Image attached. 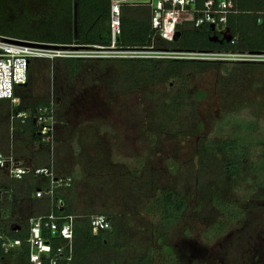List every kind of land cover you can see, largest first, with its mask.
Masks as SVG:
<instances>
[{"label": "rangeland", "instance_id": "rangeland-1", "mask_svg": "<svg viewBox=\"0 0 264 264\" xmlns=\"http://www.w3.org/2000/svg\"><path fill=\"white\" fill-rule=\"evenodd\" d=\"M103 54L108 63L85 61L75 79L57 58L35 60L28 89L58 103L44 162L55 176L71 177L59 193L78 219L103 214L122 233L94 244L84 264H138L148 254L152 264H264V54L215 60L203 73L129 89L117 84L116 52ZM244 124L252 126L241 145L247 152L233 175L219 143L239 137ZM8 136L15 148L18 136L0 123L5 153ZM169 190L187 204L171 224L152 209ZM214 194L240 209L237 220L226 219ZM216 222H225L224 232L207 239Z\"/></svg>", "mask_w": 264, "mask_h": 264}, {"label": "trees", "instance_id": "trees-1", "mask_svg": "<svg viewBox=\"0 0 264 264\" xmlns=\"http://www.w3.org/2000/svg\"><path fill=\"white\" fill-rule=\"evenodd\" d=\"M205 1L197 0L198 6L202 7ZM110 8L111 0H0V34L61 46L78 44L108 47L112 43ZM238 8L239 13L228 15L226 28V32H229L236 40L235 43L227 41L225 33L209 25L195 28L190 23H184L178 28L181 32L178 40L166 41L157 38L155 48L182 52H221L236 49L242 52H264V0H238ZM152 16L153 8L149 5L123 4L121 7L122 32L117 38V47L144 49L150 46L154 34ZM94 59L57 58L63 61L64 73L66 72L71 79H75L85 61L92 63L96 60L106 64L110 60L108 58ZM115 61H118L121 67L117 73V84L121 89L122 87L129 89L130 85L137 87L149 82H167L172 78L203 73L217 65L216 61L179 58H116ZM33 62L27 85L17 87L16 93L21 98L20 109L34 110L50 102L49 97L39 98L28 93ZM204 96L205 93L200 92L198 99H203ZM180 102L175 105L180 107ZM12 108L10 100H0V123L5 122L7 129L10 125ZM243 127L244 129L237 128L239 137L219 143L222 152L231 156L229 168L233 175H237L240 171L241 159L247 152V148L242 150L241 145L248 141L252 128L248 124H244ZM38 129L39 124L35 117L28 118L24 124L19 123L14 132V136H18L17 146L14 148L15 138L11 141L8 136L7 141L9 145L12 142V151L25 163L48 166L44 160L50 151V144L45 143L44 146L35 150L31 146L38 137L36 134ZM214 149L212 145L211 150L214 151ZM258 166L264 170V160ZM48 184L47 177L26 174L23 179L18 180L0 169V264L3 262L31 264L28 243L31 218L51 212L57 215L74 214L68 206L67 199L58 191L56 199H64L63 208L52 206L46 197L36 196V190L47 187ZM213 203L224 213L228 221L237 220L241 214L239 208L224 200L220 194L213 195ZM186 206L183 196L169 190L156 197L152 209L160 214L164 223L171 224L180 219ZM149 211H152L151 208ZM108 220L110 221L109 218ZM110 223V229L94 235L90 227V217L77 218L73 240L75 252L69 264H84L94 244L120 240L122 233L117 231L115 221ZM224 227L225 222H216L208 228L206 238L209 239L215 233L222 234ZM42 233L53 242V245L62 242L59 238L51 236L45 228ZM14 240H20L21 244L6 250V244ZM45 262L47 264V260ZM138 264H152L151 254L141 259Z\"/></svg>", "mask_w": 264, "mask_h": 264}, {"label": "built area", "instance_id": "built-area-1", "mask_svg": "<svg viewBox=\"0 0 264 264\" xmlns=\"http://www.w3.org/2000/svg\"><path fill=\"white\" fill-rule=\"evenodd\" d=\"M123 4H141L134 0H111L110 22L112 43L110 46L78 45L61 46L52 43L25 40L0 34V100H10L13 110L10 116V131L14 134L17 125L24 124L28 118L35 117L39 124L36 131L37 139L33 144H50L55 142L57 124V105L54 98L45 105H40L34 110L20 109L21 98L17 95V87L27 85L31 63L41 59H55L63 57L74 58H105L103 54L107 50H114L118 58H179L201 60H230L237 55L264 54V52H182L167 49H156L155 40L161 38L166 41H174L179 26L190 23L195 28L204 25L215 26L219 32L226 33L228 15L239 13L238 0H206L202 7L197 0H150L147 3L153 8L152 27L154 30L152 43L144 49L118 48L116 41L122 32L121 7ZM235 43V39H231ZM148 53V54H145ZM191 55H197L193 57ZM203 56L198 58L199 56ZM212 56V57H209ZM13 144L10 152L0 150V169L14 179H23L26 174L43 176L49 179L47 187L38 188L36 196L46 197L52 206L64 207L63 198L56 199V192L63 186H70L71 177L55 176L50 166H34L16 156ZM77 216L75 214L57 215L54 212L30 219V245L31 264H69L74 256V227ZM90 227L94 235L111 228L107 216L97 214L90 217ZM45 228L51 236L59 238L62 242L53 245L50 239L43 236ZM20 240L9 241L6 250L20 245Z\"/></svg>", "mask_w": 264, "mask_h": 264}, {"label": "water", "instance_id": "water-1", "mask_svg": "<svg viewBox=\"0 0 264 264\" xmlns=\"http://www.w3.org/2000/svg\"><path fill=\"white\" fill-rule=\"evenodd\" d=\"M75 27H76V29H77V19L75 20ZM211 27H212L213 29H215V26H214V25H212ZM226 33H229V32H226ZM180 36H181V32L178 30V31L176 32V34H175L174 40H175V41L178 40V39L180 38ZM226 37H227V41H231V39H232V35L228 34Z\"/></svg>", "mask_w": 264, "mask_h": 264}, {"label": "crops", "instance_id": "crops-1", "mask_svg": "<svg viewBox=\"0 0 264 264\" xmlns=\"http://www.w3.org/2000/svg\"><path fill=\"white\" fill-rule=\"evenodd\" d=\"M142 4V3H141Z\"/></svg>", "mask_w": 264, "mask_h": 264}]
</instances>
